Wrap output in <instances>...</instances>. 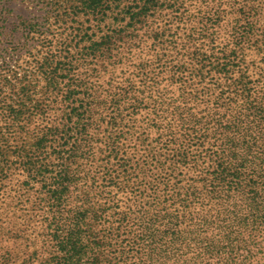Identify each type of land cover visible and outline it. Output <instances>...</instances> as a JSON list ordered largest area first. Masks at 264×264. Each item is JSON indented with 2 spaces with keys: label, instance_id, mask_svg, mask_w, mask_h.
I'll return each instance as SVG.
<instances>
[{
  "label": "trees",
  "instance_id": "obj_1",
  "mask_svg": "<svg viewBox=\"0 0 264 264\" xmlns=\"http://www.w3.org/2000/svg\"><path fill=\"white\" fill-rule=\"evenodd\" d=\"M188 1L72 0L70 9L44 11L55 30L82 18L111 27L119 38H146L134 42L127 59L107 51L73 59L66 41L46 47L50 53L41 62L31 61L48 74L72 73L67 88L51 75L53 82L40 91L44 101L0 104L7 149L16 134L41 141L40 147L56 143L55 159L62 161L44 194L43 264H264V71L253 66L237 75L239 46L259 11H241L233 21L230 0H192L200 25L196 49L187 55L194 39L177 37L195 35L178 30ZM165 14L167 28L155 29ZM84 33L64 29L46 36ZM43 35L34 26L26 32ZM236 36L242 38H229ZM166 48L176 51L168 56ZM6 58L0 54V78L9 84L7 76L17 77ZM110 90L117 98H108ZM135 113L141 132L130 137ZM107 124L125 127L103 140L92 134ZM23 152L34 157L35 151ZM22 157L11 164L20 169L27 163ZM5 167L0 161L1 173ZM28 251L0 248V264L20 253L30 262L36 254Z\"/></svg>",
  "mask_w": 264,
  "mask_h": 264
},
{
  "label": "rangeland",
  "instance_id": "obj_2",
  "mask_svg": "<svg viewBox=\"0 0 264 264\" xmlns=\"http://www.w3.org/2000/svg\"><path fill=\"white\" fill-rule=\"evenodd\" d=\"M191 4L192 0L184 5V8L188 9L187 12H184V10L179 11L181 13V18H183L185 23L188 22L189 24L187 26L185 23H181L178 30L195 34L192 35V37H187L185 35L177 37L194 39L196 45L188 46L187 49L184 50V53L187 55H191L194 53L193 50L196 49L198 41L195 32L200 25L195 24V14L192 8H189ZM226 4H232L233 6V8H230L231 12L234 11L231 15L234 19L233 21L241 17V11H250L253 8L259 11V16L255 18L252 29L249 31L248 36L242 41V45L239 46L238 52L242 54H239L237 59L239 60V70L241 72L237 73V75L241 74L245 69L251 71L250 67L253 66L259 67V71H264V0H230ZM72 5H74L72 0H0V54L7 56V66L11 70L9 74L15 73L17 77V80L13 79L16 82H12L11 78L7 76V80L10 81L9 84L2 81V78H0V90H3L5 93L3 97H0L1 105L13 107L25 104L31 106L34 102L44 101L45 98L42 97L40 91H43L47 85L53 82L50 77L51 75L62 88H67L64 86L70 83L72 73L71 75L69 73L63 75L64 72L48 74L47 72L37 69L38 65L35 64L34 61H31V59L36 58L35 60L41 62L43 57L47 53H50L46 47H50V50H52V47H59L62 42L66 41L72 43V48L69 49V52L73 54V59L83 58L85 56L93 57V55H101L105 53V51L127 59L134 54L132 51L134 42L138 41V38H146L142 35H139L131 41L129 38H119L113 34L111 35V27L107 30L108 26L102 24L98 27L93 23L86 22L85 19L82 18L69 22L65 24L63 28L55 30V23L51 20L44 19V11L50 7L54 9L59 7L70 9ZM167 22H169V16L165 14L164 18L159 22H154L153 26L155 29L160 30L162 26L163 28H167ZM30 26H34L37 30H41V32L44 33L42 38H30L26 36V32L29 30ZM175 28L176 26L172 27V29ZM64 29L68 32L82 30L85 32V35L82 38H64L61 37V35L54 37L46 36L49 32H60ZM101 31H103L104 35L108 34L110 37L100 38L98 35L99 38H97L96 34ZM221 36L223 35L219 37ZM223 38H226V36ZM229 38L242 37L236 36ZM158 39L167 43L165 41L166 38L160 37ZM165 45L166 44H164V46ZM175 51L176 50L166 48L162 53L169 56ZM69 52L67 55H69ZM235 65L236 63H231V66ZM249 71L247 73H249ZM86 73L89 74L88 72H84V74ZM101 77V81L104 82L109 78V75L106 73ZM116 81L118 82V80ZM9 85L13 88L8 87ZM7 89H9L8 92ZM117 95L118 94L112 90L107 93L108 98H117ZM117 102L123 104L121 99H117ZM125 106L126 105L123 104V107ZM133 118L135 119H132L130 125L133 124L134 129L132 130L131 128V130H129L130 137L138 135V133L135 134L133 131L141 132V130L138 129L142 124V121L140 122L141 119H139L140 117L135 113L133 114ZM107 120L109 119L105 118V123ZM14 122L16 125L22 123L17 120V118L14 119ZM96 127L97 126L92 128V134H96V138L103 140L111 135L113 136L115 133L122 132L123 130H120V128L125 126L111 128V126L107 124L106 126H98L99 128ZM0 139V146L5 145V147L0 149V161L3 160L6 166L3 169L5 172H0V211L3 214L0 216V248L2 251H10L12 248L32 250L36 254V257L30 260V262H23L22 258H24V254L20 253L18 257H14L13 261L9 264H43L42 261L46 260L48 255L47 252H45L46 245L38 234L44 231L42 222L47 210L43 201L44 194H46L48 190L46 186L48 183L50 184V176L54 177L62 164V161H57L55 159L58 158V156L55 155L58 150L57 145L54 143L56 147H40L39 144L41 141L33 140L32 138L23 139L21 136L13 134L9 136V143L7 144L9 148L7 149L6 137L3 136L0 137ZM21 144L24 145L20 151L19 148ZM42 146L44 145L42 144ZM131 146L132 145L127 144L123 146L122 149L127 150V148ZM31 150L35 151L32 153L34 157L30 156L27 152H23ZM21 155H23V161L27 163L20 167V169H17L11 163L19 162ZM31 161L33 162L32 164L29 163ZM34 163H36V168L31 169L30 167ZM3 174L6 175L7 178L4 179ZM15 241H19L20 243L17 244ZM29 251L26 255L29 254Z\"/></svg>",
  "mask_w": 264,
  "mask_h": 264
}]
</instances>
